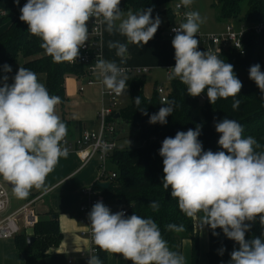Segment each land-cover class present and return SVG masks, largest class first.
I'll return each mask as SVG.
<instances>
[{"label": "clouds", "instance_id": "9594fccd", "mask_svg": "<svg viewBox=\"0 0 264 264\" xmlns=\"http://www.w3.org/2000/svg\"><path fill=\"white\" fill-rule=\"evenodd\" d=\"M19 4V0H14ZM193 0H180L176 5L189 7ZM121 0H27L20 8V21L28 26L30 35L41 40L40 47L54 63L76 62L80 49L89 37L88 22L99 21L109 35L119 33L127 43L109 41L108 48L125 62L128 44L143 47L152 40L162 21L152 18V8L125 13ZM186 22L172 29L175 36V66L169 68L168 79L179 80L188 95L206 92L211 104L218 99L233 98V109L241 101L235 99L243 87L234 66L220 59L211 50H198L196 39L204 19L198 11L185 13ZM10 73L11 66L3 65ZM92 71L102 78L110 94L126 93L128 85L125 69L98 54ZM9 77H0V178L7 182L17 199H26L33 188L44 189L45 181L68 149L62 147L67 126L56 113L61 98L51 95L35 72L20 67L9 84ZM253 80L264 98V71L259 64L249 68ZM135 105L141 100L134 98ZM158 113L149 117L151 124H166L172 115L174 100L162 102ZM142 114L147 115L142 111ZM201 125L196 129L178 131L166 137L159 149L163 158L162 185L171 189V197L187 216L217 228L239 245L231 252L230 264H264V239H246V233L257 219L264 226V151L252 136L244 137L243 126L224 118L215 123L222 151H204ZM159 211L158 201L149 205ZM92 240L102 251L118 254L131 264H185V257L170 249L158 224L152 218L137 214L126 216L123 210L113 213L103 202H96L88 213ZM166 228L184 232L183 224L170 223ZM224 248L219 250L222 255ZM87 264H102L98 255L90 254Z\"/></svg>", "mask_w": 264, "mask_h": 264}, {"label": "trees", "instance_id": "16d2710c", "mask_svg": "<svg viewBox=\"0 0 264 264\" xmlns=\"http://www.w3.org/2000/svg\"><path fill=\"white\" fill-rule=\"evenodd\" d=\"M27 0H6L0 3V25L10 24L0 34V64H11L19 56L26 59L23 64L37 75L45 77V86L51 95L64 97V80L66 77H75L83 72L81 66H69L66 62L54 63L44 49L40 47L41 40L30 35L26 23L20 21V8ZM180 0H121V10L129 9L134 13L152 8L161 10L168 28L181 24L174 15V6ZM212 7L217 12L219 22L232 24L236 28L250 27L261 24L264 27V0H213ZM175 19L177 24H175ZM244 55L228 50L219 55L226 63L234 66L236 76L241 80L243 87L240 94L235 97L241 101L238 110H234L233 98L218 99L211 104L206 92L200 97L191 98L186 86L179 78L169 80L166 89L167 99L174 100L172 115L167 117L166 124H151L149 117L158 113L164 105L154 90L149 97L144 95V76L127 77V92L130 103L126 107L118 108V118L133 127L137 132V139L141 142L138 148H117L109 156V163L115 166V178L111 179L106 189L99 187V180L92 186L102 195V202L113 205L119 211L123 210L126 216L137 214L142 218H152L159 226L163 239L168 242L171 250L181 253V244L188 240L191 244V264H198L199 258V230L207 231V264H230L231 252L238 249L235 241L228 239L222 229L215 230L208 226L202 227L198 219L187 217L178 207V201L171 197V189L165 190L162 185L163 158L159 149L166 137H174L178 131L195 130L201 125L203 150L213 152L222 151L219 146V134L215 131V123L224 118L239 122L243 128L244 137H254L262 146L257 151H264V98L255 82L249 79V68L259 64L264 71V32H244ZM147 74V73H146ZM156 86V85H155ZM139 96L141 104L135 105L134 98ZM122 99V98H121ZM146 112L147 115L142 114ZM117 118V119H118ZM40 190V189H39ZM152 201H158L159 211L154 212L149 206ZM51 214H53L51 212ZM173 223L183 224L185 231L176 233L166 228ZM34 238L33 244L28 247L26 240ZM17 234L13 237L16 249L24 258L25 264H34L38 259L49 255V248L56 247L61 234L55 219L38 220L32 227L31 236ZM264 239V226L259 219L251 224L246 233V239ZM224 248L221 255L219 250ZM100 250L98 256H103ZM102 259V258H101Z\"/></svg>", "mask_w": 264, "mask_h": 264}, {"label": "crops", "instance_id": "0c3cea01", "mask_svg": "<svg viewBox=\"0 0 264 264\" xmlns=\"http://www.w3.org/2000/svg\"><path fill=\"white\" fill-rule=\"evenodd\" d=\"M5 1L0 0V3ZM157 15L162 23L154 38L150 40V42L155 41L156 48L144 46L140 50L129 49L123 64L120 63L121 58L116 55V50H110L107 46L110 40L117 41L119 33L109 35L107 31L103 30L106 26H101L100 46L103 58L116 62L120 67L146 68L148 69L147 73L152 70L162 71L164 76L168 77L166 69L175 66V50L171 43L173 38L166 35L168 25L165 19L159 15V10H153L152 18L155 19ZM174 23L177 24L176 19ZM224 25L222 24L221 30ZM4 30L5 26L0 25V34ZM161 34L164 39L161 38ZM25 61L26 59L19 56L13 63L8 64L12 69L10 73H5L3 65L0 64V77L7 75L9 77L7 82L11 84L16 72L20 67H23ZM37 76L40 82L45 84V77L41 74ZM155 85L156 83L151 90H154ZM100 106L101 92L99 86H88L81 93L78 91V82L75 77L65 78L63 101L56 108L58 109L57 115L67 126V134L70 140L78 138L84 131H96L98 129L97 113ZM83 162V155L68 152L67 157H61L53 171L48 174L45 181L47 191L43 188L40 190L33 188L26 199H17L12 189H10L12 193L7 192L8 205L6 210L1 213V218L16 212L22 206L28 205L27 209L32 210L38 220L50 218L55 219L57 222L61 234L58 245L49 248V255L36 260L34 264H87L90 255L89 242L79 235L80 225L76 212L83 202L81 189L92 185L98 180L100 161L95 156L87 164L83 165ZM107 163H109V160L106 161L105 167ZM17 225L20 234H25L27 237L31 236L32 228H25L21 218L18 219ZM203 246L202 239V248ZM206 251L207 239L205 248L201 249V252L199 251V256L200 254L201 256L198 264H207ZM181 254L185 257V264H191V244L188 240L182 242ZM99 258H102V264H131L130 261L125 260L118 254L105 252ZM0 264H25L23 256L15 247L13 238L0 239Z\"/></svg>", "mask_w": 264, "mask_h": 264}, {"label": "built area", "instance_id": "2783aa9c", "mask_svg": "<svg viewBox=\"0 0 264 264\" xmlns=\"http://www.w3.org/2000/svg\"><path fill=\"white\" fill-rule=\"evenodd\" d=\"M174 6V15L180 22H186L185 13L190 11V7L180 8ZM179 26V25H177ZM177 26H171L166 35L174 38L175 32L173 28ZM89 37L85 46L80 49V56L76 62H66L69 66H81L83 72L75 76L78 82V91L83 92L86 87L97 85L100 87L101 92V106L97 113L98 129L96 131H84L78 138L70 140L68 134L65 137V141L62 143V147H66L68 152H76L84 156L83 165L90 162L95 156L100 161L99 165V177L100 183L109 182L115 178V174L108 173L105 167L106 161L109 159L111 153L116 149V144L109 137L115 133L114 116L118 113L120 107V100L123 95L110 94L102 83V78H98V75L92 71V65L95 63L98 54L102 55L100 39H101V25L99 21H95L94 18L88 22ZM254 32L259 34L264 32V27L261 24H257L250 27L240 26L236 28L232 24L224 25L220 32L204 33L198 32L196 39H198V50L207 51L211 50L216 55H221L223 52L233 50L239 55H244V47L242 38L244 32ZM125 69V75L127 77H139L145 75L148 72L146 68L139 67H123ZM169 68L166 69V75L169 76ZM154 91L160 98L161 102L166 101L167 91L161 85H156ZM200 99L204 100L205 97L200 95ZM192 99L194 97L191 96ZM83 198V202L79 206L76 217L80 225L79 235L84 237L89 242V254L98 255L100 249L94 244L92 240L90 221L88 219V213L92 206L100 201L102 202V195L93 188L92 185L84 187L80 191ZM8 205V194L6 188L0 182V214L3 213ZM28 206V205H27ZM27 206H22L16 212L0 218V239H11L19 233V227L17 225L18 219H22L25 228H32L38 221L37 216L32 210H28Z\"/></svg>", "mask_w": 264, "mask_h": 264}, {"label": "rangeland", "instance_id": "374dc122", "mask_svg": "<svg viewBox=\"0 0 264 264\" xmlns=\"http://www.w3.org/2000/svg\"><path fill=\"white\" fill-rule=\"evenodd\" d=\"M212 3H213V0H193V3L189 6L190 11H198L201 17L204 19V23L201 24L200 29H199L200 32L214 33V32L220 31L222 28L223 23L219 22L218 17H217V12L212 7ZM160 11L161 10H159V15L163 17ZM0 15H3V12H1ZM9 24L10 22L4 25L5 29L6 27H8ZM161 38L164 39L162 34H161ZM117 41H120L121 43H127L126 37L121 36L120 34H119ZM144 46L151 47L153 49L156 48L154 40L151 42L149 41L146 45H143V47ZM143 47H141L140 45H136V44H128V50L132 48H135L136 50L137 49L140 50ZM144 81H145L144 95L146 97H149L151 95L152 93L151 89L155 83L156 85H161L166 89L169 86L168 77H165L162 71L152 70L150 73L145 74ZM129 103H130V98H129L128 92L126 91V93L123 94L122 99L120 100V108L128 106ZM56 113L58 114L57 108H56ZM114 127H115V133L112 136H110L109 139L115 142L117 148H138L142 145L141 142L137 139L136 130L130 125L126 124L124 120H122L121 118L114 120ZM106 170L108 173H112L115 171V166L113 164L107 163ZM0 182L5 187V181H3L2 178H0ZM6 190L8 193H12L10 189L6 188ZM104 205L109 207L113 213L117 212V209L115 206L107 205V204H104ZM0 218H1V214H0ZM202 239H203V245H204L203 248H202ZM206 239H207V231L206 229L201 228L199 230V249H200V246H201V249L205 248ZM201 249L199 250L200 252H201Z\"/></svg>", "mask_w": 264, "mask_h": 264}, {"label": "water", "instance_id": "95a60500", "mask_svg": "<svg viewBox=\"0 0 264 264\" xmlns=\"http://www.w3.org/2000/svg\"><path fill=\"white\" fill-rule=\"evenodd\" d=\"M118 113L115 114L114 118L117 119L118 118ZM5 186L9 189H12V187L7 183L5 182ZM109 186V183L108 182H102V183H99V187L102 188V189H106L107 187ZM34 242V238L32 237H28L27 240H26V243H27V246L30 247Z\"/></svg>", "mask_w": 264, "mask_h": 264}]
</instances>
